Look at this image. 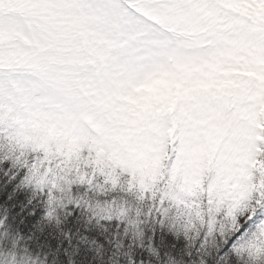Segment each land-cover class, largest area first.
Instances as JSON below:
<instances>
[{
	"label": "snow or ice",
	"instance_id": "1",
	"mask_svg": "<svg viewBox=\"0 0 264 264\" xmlns=\"http://www.w3.org/2000/svg\"><path fill=\"white\" fill-rule=\"evenodd\" d=\"M0 264H264V0H0Z\"/></svg>",
	"mask_w": 264,
	"mask_h": 264
},
{
	"label": "trees",
	"instance_id": "2",
	"mask_svg": "<svg viewBox=\"0 0 264 264\" xmlns=\"http://www.w3.org/2000/svg\"><path fill=\"white\" fill-rule=\"evenodd\" d=\"M26 202V193L25 192H20L18 193V198L16 200V205L23 209L24 203Z\"/></svg>",
	"mask_w": 264,
	"mask_h": 264
}]
</instances>
